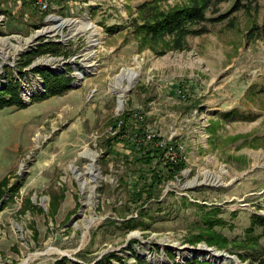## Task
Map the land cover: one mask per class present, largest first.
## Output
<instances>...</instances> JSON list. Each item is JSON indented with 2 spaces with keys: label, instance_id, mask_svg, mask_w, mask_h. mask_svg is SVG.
Instances as JSON below:
<instances>
[{
  "label": "rangeland",
  "instance_id": "rangeland-1",
  "mask_svg": "<svg viewBox=\"0 0 264 264\" xmlns=\"http://www.w3.org/2000/svg\"><path fill=\"white\" fill-rule=\"evenodd\" d=\"M145 1L0 0V90L18 81L24 104L0 109V264H96L109 252L122 257L111 264H262L264 230L251 220L264 219V0H242L182 50L140 47L132 20ZM47 41L66 55L21 67ZM33 68L65 74L71 89L33 101L44 92ZM129 110V126L113 128ZM139 125L184 164L138 161Z\"/></svg>",
  "mask_w": 264,
  "mask_h": 264
},
{
  "label": "trees",
  "instance_id": "trees-1",
  "mask_svg": "<svg viewBox=\"0 0 264 264\" xmlns=\"http://www.w3.org/2000/svg\"><path fill=\"white\" fill-rule=\"evenodd\" d=\"M162 0H151L141 3L137 7V16L133 18L134 33L139 39L142 46H157L168 50H182L186 47V37L189 35H199L207 32L205 26L206 22L219 21L228 16L232 11L238 10L242 7V0H235L232 8L224 13L219 14L216 17H207L206 12L212 7L225 2L227 0H185L181 4H175L174 6L164 10L158 6V2ZM249 2H255V0H247ZM49 54L52 56L66 55L65 48L57 42L47 41L37 44L34 50L26 53L22 56L21 67L29 65L36 57ZM32 71L39 75L43 81L44 92L35 98L33 101H42L52 96L62 95L71 89L72 79L65 74H52L46 70L40 68H33ZM24 107L19 97V82L8 81L5 88L0 90V109L4 107ZM135 119L136 115L132 114L129 110L128 113L122 115V119H118L113 128L119 127L121 130L129 126V120ZM142 119V118H141ZM127 120V121H126ZM138 130L133 131L135 136H141L139 141L134 142V147L130 152L134 155L139 151L140 157L137 160H146L148 163L150 160H157L158 163H163L170 173L174 172L176 167L184 164L183 158L178 156V146L172 141L161 138L155 133H148V130L143 129L141 125ZM141 132V133H140ZM122 133V132H121ZM147 134H150V138L146 140ZM162 143V144H161ZM169 147H171L176 155L173 159L169 157ZM169 176H172V174ZM155 174L151 178L152 184L148 185L149 188L153 187L155 181ZM252 224L258 226L264 230V219L260 216H253ZM211 238V240H210ZM208 243H215V237L210 236ZM131 245V244H129ZM168 257H171V253H167ZM113 260L122 261V257L115 252H109L97 260L96 264H111ZM139 264H142L139 261ZM47 264H86L71 261L67 257H61ZM171 264H215L212 261L199 259V258H187L182 262H172ZM264 264V260L262 261Z\"/></svg>",
  "mask_w": 264,
  "mask_h": 264
},
{
  "label": "bare ground",
  "instance_id": "bare-ground-1",
  "mask_svg": "<svg viewBox=\"0 0 264 264\" xmlns=\"http://www.w3.org/2000/svg\"><path fill=\"white\" fill-rule=\"evenodd\" d=\"M28 41H30V40H28ZM44 64H45V66H47V67H49V68H51L52 69V61L50 60V59H45L44 61ZM76 76L77 77H80L81 75H80V73H76ZM26 91H25V93L26 94H32L33 93V91L31 92V90L29 89V88H27V85H26V87L24 88ZM122 93L121 92H118V97H119V105H121V97H122ZM90 157H91V159H92V161H93V157L94 156H91V155H89ZM89 157V158H90ZM49 251V250H48ZM191 251V250H190ZM206 253V252H210L211 253V255L214 257V258H223L225 255L224 254H219V253H216V252H212L211 250H209L208 248L206 249V248H201V249H199V253L198 254H201V253ZM176 254V253H175ZM187 254H189L187 251L186 252H178L177 253V255H178V258L179 259H182V258H184ZM225 257H227V256H225ZM185 258H187V257H185ZM184 258V259H185ZM184 259H182L181 261H183ZM26 260L25 259H23L19 264H26Z\"/></svg>",
  "mask_w": 264,
  "mask_h": 264
},
{
  "label": "built area",
  "instance_id": "built-area-1",
  "mask_svg": "<svg viewBox=\"0 0 264 264\" xmlns=\"http://www.w3.org/2000/svg\"><path fill=\"white\" fill-rule=\"evenodd\" d=\"M38 5L42 8V10H45L49 7V2L48 0H37ZM135 115L138 113H134ZM150 138V134H147L146 136V140H148ZM162 144V143H161ZM176 153L175 151L169 147V157L170 159H173L175 157Z\"/></svg>",
  "mask_w": 264,
  "mask_h": 264
},
{
  "label": "water",
  "instance_id": "water-1",
  "mask_svg": "<svg viewBox=\"0 0 264 264\" xmlns=\"http://www.w3.org/2000/svg\"><path fill=\"white\" fill-rule=\"evenodd\" d=\"M182 262V261H181Z\"/></svg>",
  "mask_w": 264,
  "mask_h": 264
}]
</instances>
